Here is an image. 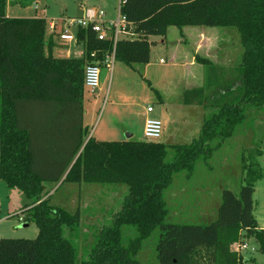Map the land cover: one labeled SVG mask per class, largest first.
Masks as SVG:
<instances>
[{
  "label": "trees",
  "instance_id": "trees-1",
  "mask_svg": "<svg viewBox=\"0 0 264 264\" xmlns=\"http://www.w3.org/2000/svg\"><path fill=\"white\" fill-rule=\"evenodd\" d=\"M0 0V179L23 191L31 204L24 220L35 222V238L0 237V264H141L137 254L158 232V264H249L232 249L253 237L264 254V228L253 213L254 171L241 155L245 176L239 192L224 188L216 214L206 222H170L165 191L179 172L192 175L237 129L251 123L246 112L264 106V0H121L120 13L134 38H121L115 60L132 66L150 61L151 36L170 26L230 27L243 48L233 68L202 61L203 86L187 89L183 103L208 112L199 136L189 144L98 140L84 125L87 64L113 52L91 25L80 26L82 57L53 55L45 18L9 17ZM92 54H94L92 56ZM169 149L173 157L168 160ZM254 157L261 154L258 148ZM50 182L127 186L110 225L98 229L91 250L81 257L75 243L81 210L51 204ZM124 228L135 231L125 242Z\"/></svg>",
  "mask_w": 264,
  "mask_h": 264
},
{
  "label": "rangeland",
  "instance_id": "rangeland-1",
  "mask_svg": "<svg viewBox=\"0 0 264 264\" xmlns=\"http://www.w3.org/2000/svg\"><path fill=\"white\" fill-rule=\"evenodd\" d=\"M120 0H7L6 14L9 17L45 18L47 24L54 22L77 36L79 24L67 25L70 19L84 16L88 8L103 10L105 19L112 21L119 14ZM57 26V28H58ZM184 32L170 26L165 36H151L150 61L132 66L114 60L113 67L101 66V89L94 95L86 92L85 126L90 135L99 140H144V122L147 117L160 119L163 125L159 139L167 145L189 144L199 136L206 111L199 105L183 103V93L187 89L203 86L207 67L199 59L209 60L229 70L240 60L242 46L239 33L230 27L185 26ZM60 30V29H58ZM204 31L199 36L196 31ZM60 32V31H59ZM110 32L108 31V34ZM51 32L47 30V36ZM54 52L66 55L70 49L73 57L84 54L82 42L66 43L53 34ZM61 51L63 52L61 54ZM54 55V53H53ZM163 59V62H161ZM195 64H191V62ZM147 65V66H146ZM96 101V102H95ZM94 105V106H93ZM154 111L146 116V107ZM205 161L198 162L192 175L179 172L165 191L170 213V222H206L216 214L224 188L239 192L245 184L241 155L246 152V163L253 167L254 193L253 213L258 225L264 226V106L248 109L246 121ZM261 150L254 157V150ZM173 157L169 149L168 160ZM47 182L46 192L51 196V204L70 211L81 210V221L74 235L78 253L83 257L91 250L98 229L110 225L112 215L120 209L127 193V186L105 188L97 183L81 185ZM31 199L18 188H9L0 179V236L7 238H35L38 227L35 222L24 220L27 205ZM135 234L134 229L124 228L125 242ZM158 232L145 240L137 254L141 264H158L156 242ZM242 243L248 248L239 254L251 260L249 264H264V254L253 237H244ZM237 244L232 249L237 253ZM254 249V250H252ZM247 257V258H246ZM252 257V258H249Z\"/></svg>",
  "mask_w": 264,
  "mask_h": 264
},
{
  "label": "built area",
  "instance_id": "built-area-1",
  "mask_svg": "<svg viewBox=\"0 0 264 264\" xmlns=\"http://www.w3.org/2000/svg\"><path fill=\"white\" fill-rule=\"evenodd\" d=\"M121 0L119 2V14L117 19L108 21L104 17L106 13L103 10H96L94 8L86 9L85 15L79 19L72 18L67 25L79 24L82 27H88L91 25L93 31L99 40L111 39L113 41V52L108 54L104 61H95L87 64L84 72V86L88 92L92 95L101 88V66L100 63L105 64L107 67H113L115 60V46L121 38H134L136 35L132 30V26L127 22L124 15L120 13ZM56 23L50 24V30H54ZM108 31L110 32L108 34ZM60 38L64 40L72 41L75 39L74 35L70 34L68 30H64L60 34ZM94 54H92L93 56ZM163 61V59H161ZM154 108L151 105L146 107L147 113L153 112ZM163 125L160 119L155 117H147L144 124V140L146 141H159L162 135ZM1 212V209H0ZM248 248L246 243L237 244L238 253L242 249ZM254 250V249H252Z\"/></svg>",
  "mask_w": 264,
  "mask_h": 264
},
{
  "label": "crops",
  "instance_id": "crops-1",
  "mask_svg": "<svg viewBox=\"0 0 264 264\" xmlns=\"http://www.w3.org/2000/svg\"><path fill=\"white\" fill-rule=\"evenodd\" d=\"M85 12H86V10L84 11V15H85ZM52 22H50V24H51ZM50 24L48 25V28H49V31L51 32V36L53 35V34H57L59 37H60V34L61 33H63V31L64 30H66V29H64V25L62 26V27H60V26H58L59 24H57L56 26H55V28H54V30H50ZM57 26H58V28H57ZM58 29H60V30H58ZM184 28H183V33L184 34H186V32H184ZM60 31V32H59ZM196 33L200 36H202L205 32L202 30V31H196ZM53 37V36H52ZM76 37V36H75ZM61 39V38H60ZM61 40H63V41H65L66 43H72L74 40H72V41H69V40H64V39H61ZM76 42H78L77 41V37H76ZM53 53H54V55L56 56V57H73L72 55H71V51H70V49L69 50H67L66 51V55H60V56H58V55H56L55 54V52H54V49H53ZM63 52L61 51V54H62ZM82 57V56H81ZM161 62H163V61H161ZM191 64L193 65V64H195V62H191ZM148 65V64H147ZM146 65V66H147ZM101 89V88H100ZM100 91V90H99ZM86 92H88V90L85 88V95H84V109H85V96H86ZM89 93V92H88ZM90 94V93H89ZM96 102V101H95ZM94 106V105H93ZM154 111V110H153ZM152 113V112H151ZM151 113H147V111H146V116H148V115H150ZM84 118H85V113H84ZM84 121H85V119H84ZM85 123V122H84ZM144 124H145V122H144ZM85 125V124H84ZM87 128H88V126H87ZM89 129V128H88ZM90 136H92V135H90V133H89V135H88V137H90ZM127 139H129V138H127ZM99 140V139H98ZM220 204V203H219ZM219 206V205H218ZM262 228H264V226H261ZM0 237H2V236H0ZM247 258V257H246ZM249 258H252V257H249Z\"/></svg>",
  "mask_w": 264,
  "mask_h": 264
},
{
  "label": "water",
  "instance_id": "water-1",
  "mask_svg": "<svg viewBox=\"0 0 264 264\" xmlns=\"http://www.w3.org/2000/svg\"><path fill=\"white\" fill-rule=\"evenodd\" d=\"M130 135L127 136V138H129ZM89 138V137H88Z\"/></svg>",
  "mask_w": 264,
  "mask_h": 264
}]
</instances>
